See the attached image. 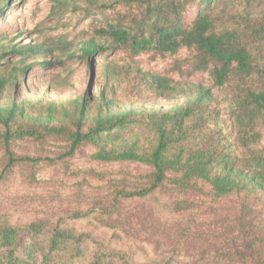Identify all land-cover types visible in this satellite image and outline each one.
<instances>
[{
    "label": "trees",
    "instance_id": "1",
    "mask_svg": "<svg viewBox=\"0 0 264 264\" xmlns=\"http://www.w3.org/2000/svg\"><path fill=\"white\" fill-rule=\"evenodd\" d=\"M136 1L139 8L114 9L103 18L83 42V56L119 49L128 57L172 59L168 69L142 71V80L162 96L192 90L194 97L171 109L99 111L91 118L82 97L67 104L41 98L0 105V183L15 171L34 183L39 164L63 163L86 147L94 161L149 169L127 174L108 200L97 198L86 207L0 208V264H181L177 251L153 255L146 244L127 240L119 223L103 217L113 215L122 200L160 193L176 204H186L178 198L186 193L212 200L243 195L244 213L247 200L264 194V60L260 68L254 54L259 43L264 46V13L243 29L217 31L210 8L216 0ZM7 49L0 63L8 55L49 52L33 44ZM25 69L0 72V91L16 84ZM195 77L203 80L190 82ZM232 79L235 87L221 106L214 91H223ZM135 129L148 131L146 141L128 136ZM22 144L58 150L19 153ZM194 256L197 264H264V233H247Z\"/></svg>",
    "mask_w": 264,
    "mask_h": 264
},
{
    "label": "rangeland",
    "instance_id": "2",
    "mask_svg": "<svg viewBox=\"0 0 264 264\" xmlns=\"http://www.w3.org/2000/svg\"><path fill=\"white\" fill-rule=\"evenodd\" d=\"M125 2H128L125 4ZM139 8L136 0H0V55L10 46L42 45V55L5 56L0 72L26 67L18 82L0 91V105L11 101L36 102L39 99L67 104L86 98L89 117L101 113H121L129 108L166 110L194 97V91L162 96L142 80V71H163L174 65L172 59L150 55L128 57L123 50H107L83 56L81 46L104 17L114 9ZM217 31L243 29L248 22L263 17L264 0H216L210 5ZM194 15L191 10L189 17ZM65 41V42H64ZM69 43L68 45L63 43ZM69 46V48H64ZM262 43L255 49L262 68ZM181 54L178 58H182ZM9 61L5 62V59ZM9 62V63H8ZM174 75V74H173ZM195 77L190 82L202 81ZM223 91H214L220 105L231 96L234 79ZM38 107V106H36ZM227 123H230L227 120ZM229 125V124H228ZM146 141L148 131L135 129ZM146 138V139H145ZM19 153H48L57 147L22 144ZM91 150L83 148L65 162L36 168L34 183L22 180L15 171L0 183L2 209H72L86 207L97 198L108 200L127 174H143L149 169L132 163H101L90 159ZM243 195L212 200L197 193L179 195L186 201L176 204L172 198L156 194L145 199H126L117 204L114 214L103 217L107 223H119L125 238L146 244L153 255L177 251L181 264H197L196 252L227 246L247 233H264V194L247 200L249 208L241 213ZM241 214L242 219H239ZM242 220V222L240 221ZM242 223V224H241Z\"/></svg>",
    "mask_w": 264,
    "mask_h": 264
}]
</instances>
